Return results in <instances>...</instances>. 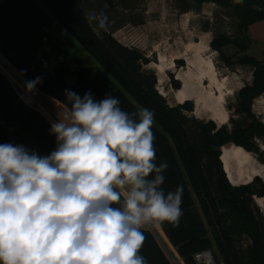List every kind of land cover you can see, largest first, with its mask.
<instances>
[{
	"label": "trees",
	"instance_id": "16d2710c",
	"mask_svg": "<svg viewBox=\"0 0 264 264\" xmlns=\"http://www.w3.org/2000/svg\"><path fill=\"white\" fill-rule=\"evenodd\" d=\"M123 1L0 0V53L25 79L42 77L36 89L69 110L65 89L81 96L91 91L97 99L110 93L128 112L152 110L156 163L168 164L162 187L166 193L178 185L184 188L179 225L164 222L161 227L185 263L204 264L195 255L209 250L213 264H264V214L256 202V196L264 197V179L255 176L235 185L222 160L223 146L232 142L264 163V122L253 113L255 100L264 94V60L249 54L233 60L223 50L233 45L246 51L252 45L249 27L264 20V0H173L183 13L206 3L225 8L232 33L218 34L210 45L227 67H253L251 80L229 105V126L221 127L194 116L191 100L170 104L157 89L156 72L145 67L150 59L120 42L113 34L116 25L109 22L99 35L89 26L88 14L104 10V5L111 10L118 2L129 5ZM115 22L121 24L119 18ZM171 81L175 89L181 88L174 75ZM50 127L51 121L17 93L0 70V143L22 144L48 155L56 148ZM144 235L140 254L148 264H172L155 235L150 230Z\"/></svg>",
	"mask_w": 264,
	"mask_h": 264
},
{
	"label": "clouds",
	"instance_id": "9594fccd",
	"mask_svg": "<svg viewBox=\"0 0 264 264\" xmlns=\"http://www.w3.org/2000/svg\"><path fill=\"white\" fill-rule=\"evenodd\" d=\"M86 20L98 35L108 29L103 12ZM42 80L26 81V91ZM65 95L70 111L51 123L50 154L0 143V264H148L144 230L178 226L183 215V185L162 187L155 114L125 111L110 93Z\"/></svg>",
	"mask_w": 264,
	"mask_h": 264
},
{
	"label": "rangeland",
	"instance_id": "374dc122",
	"mask_svg": "<svg viewBox=\"0 0 264 264\" xmlns=\"http://www.w3.org/2000/svg\"><path fill=\"white\" fill-rule=\"evenodd\" d=\"M125 2L129 5H119L118 2L115 10H111L107 5H104V10H97L96 14H100L101 12L106 14L109 22L111 24L113 23V26L116 25L113 28L114 36L125 45L139 48L150 59V62L145 67L156 72L158 77V91L172 105L183 103L186 100H192L195 104V109L192 114L200 119L212 120L218 127L229 123V118L233 111L229 105L235 103L237 92L251 80L253 67L241 63L235 64L234 67H227L223 64L220 53L215 51L210 45L213 38L218 34L232 33V27L227 17L226 9L214 3H206L200 10H191L183 13L177 9L173 0H124L123 3L126 4ZM118 11L119 15L117 13ZM118 18L121 24L115 22ZM249 33L252 36L253 43L246 51H240L235 46L228 45L223 49L225 54L232 57L233 60H238L245 54L253 55L257 59L264 60V21L251 24ZM200 45L206 49L203 56L213 61L219 74V82H222L224 86L222 89L225 95L223 108L228 116V120L223 124L212 119L211 113L207 110L197 109L194 98L190 97L189 99L186 98L181 101L182 93L172 85V75H174L175 80L179 81L181 88L185 83V79L195 80L194 78L198 72L191 63L198 59L197 53L199 51H197V47ZM5 73L9 76L8 78L11 80L16 92L27 103L38 108L52 123L53 120L47 116L34 98L26 94L17 76L24 82L28 80L24 79L12 67L11 71H5ZM204 82L205 86L209 84L208 80ZM34 92L45 99L46 94L44 95V93L37 89ZM217 94H219V91H217ZM262 97L255 100L253 113L259 120L264 122V104L260 102ZM24 146L28 148L26 145ZM260 148L264 150V142H260ZM242 150L249 157V161L243 165V183H249L255 176H260L264 179V173L258 175L254 167L258 166L264 169V163L258 158L257 154L247 151L244 148ZM249 170L250 172H248ZM260 198L264 199V197L256 196V202L264 214V205L259 202ZM157 228L156 232L160 235ZM161 236L160 238H163L164 247L169 246L171 251L172 244L170 245L169 241L167 242ZM171 256L176 255L171 254Z\"/></svg>",
	"mask_w": 264,
	"mask_h": 264
},
{
	"label": "bare ground",
	"instance_id": "6f19581e",
	"mask_svg": "<svg viewBox=\"0 0 264 264\" xmlns=\"http://www.w3.org/2000/svg\"><path fill=\"white\" fill-rule=\"evenodd\" d=\"M205 50L206 49L201 45L197 47V51H199L197 53L198 59L190 63L197 70L198 74L197 76H195L194 78L195 80L185 79L184 85L182 86L181 89H179L180 93H182L181 101H183V99L190 97L194 98L196 101L197 109L201 108L203 110H207L208 112L211 113L212 119H215L216 121H219L220 123L223 124L228 120V116L224 112V108H223V104L225 103V95L222 92V89L224 88V86L222 82H219V78H218L219 74L216 70L213 61L206 59L203 56ZM162 68L160 69L163 70ZM17 78L18 81L22 83V86L25 89V82L20 77L17 76ZM205 80L209 81V84L206 86L204 82ZM217 91H219V94H217ZM26 94L31 98H34L36 103L39 104V106L44 110L47 116L51 118L53 121H57L59 118L63 119L66 113L69 112V109L66 106H64L61 102L49 96L47 97V95L45 94H44L46 96L45 99H43L34 91L33 92L26 91ZM262 96H261L262 100H260V102L264 104V94ZM258 99H260V97ZM225 125L229 126V123L227 124L225 123ZM242 149L239 147L235 148V146H232L230 148L223 147V152H222V160L224 163V168L227 172L230 181L235 185H239L244 182L243 181L244 177L242 176L243 165L245 162L249 161V157L242 152L243 151ZM254 167L256 168L255 170L258 175L260 173H264V169L262 167H258V166H254ZM248 172H250V170ZM249 179L251 180V178ZM259 202L262 203V205H264L263 198H260ZM155 228H157V226H155ZM157 229L159 230V226Z\"/></svg>",
	"mask_w": 264,
	"mask_h": 264
},
{
	"label": "built area",
	"instance_id": "2783aa9c",
	"mask_svg": "<svg viewBox=\"0 0 264 264\" xmlns=\"http://www.w3.org/2000/svg\"><path fill=\"white\" fill-rule=\"evenodd\" d=\"M17 72L19 73L14 67L13 65L0 53V70H3V72L5 73L8 71H11V67ZM7 75V73H5ZM8 76V75H7ZM9 77V76H8ZM158 227V226H157ZM146 230H150L156 237V239L158 240L159 244L161 245V248L163 249V251L165 252V254L167 255V257L170 259L172 264H186L184 261V258L181 256V254L177 251V249L173 246V244L171 243V241L168 239V237L166 236L165 233H163V229L161 227V225H159V233L160 235L156 232V228L152 227L150 229H146ZM163 234V236H161ZM164 237L165 240L171 245L172 244V250L170 251L169 246H165L163 245V238ZM171 254H174L176 256H171ZM195 260L198 263H204V264H213L215 262L214 256L211 253V251L209 250H205L202 251L198 254L195 255Z\"/></svg>",
	"mask_w": 264,
	"mask_h": 264
},
{
	"label": "water",
	"instance_id": "95a60500",
	"mask_svg": "<svg viewBox=\"0 0 264 264\" xmlns=\"http://www.w3.org/2000/svg\"><path fill=\"white\" fill-rule=\"evenodd\" d=\"M187 99H189V98H187ZM232 146H235L234 143H232V142H230V143L224 145L225 148H230V147H232ZM235 147H236V146H235Z\"/></svg>",
	"mask_w": 264,
	"mask_h": 264
},
{
	"label": "flooded vegetation",
	"instance_id": "af4514ba",
	"mask_svg": "<svg viewBox=\"0 0 264 264\" xmlns=\"http://www.w3.org/2000/svg\"><path fill=\"white\" fill-rule=\"evenodd\" d=\"M192 101V100H191ZM223 126V125H222ZM235 145V144H234ZM236 146V145H235ZM224 147V146H223ZM242 148V147H241Z\"/></svg>",
	"mask_w": 264,
	"mask_h": 264
},
{
	"label": "crops",
	"instance_id": "0c3cea01",
	"mask_svg": "<svg viewBox=\"0 0 264 264\" xmlns=\"http://www.w3.org/2000/svg\"><path fill=\"white\" fill-rule=\"evenodd\" d=\"M264 21V20H263ZM222 151H223V148H222Z\"/></svg>",
	"mask_w": 264,
	"mask_h": 264
}]
</instances>
